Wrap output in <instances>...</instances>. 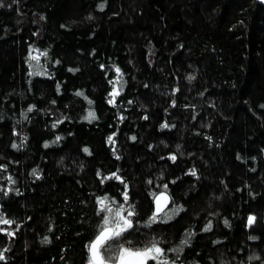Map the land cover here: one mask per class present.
I'll return each instance as SVG.
<instances>
[{"label":"trees","instance_id":"trees-1","mask_svg":"<svg viewBox=\"0 0 264 264\" xmlns=\"http://www.w3.org/2000/svg\"><path fill=\"white\" fill-rule=\"evenodd\" d=\"M113 173L136 215L103 256L156 240L168 264H264V4L0 0V264H88Z\"/></svg>","mask_w":264,"mask_h":264},{"label":"snow or ice","instance_id":"snow-or-ice-1","mask_svg":"<svg viewBox=\"0 0 264 264\" xmlns=\"http://www.w3.org/2000/svg\"><path fill=\"white\" fill-rule=\"evenodd\" d=\"M101 7H103L101 5ZM42 55H46V53H42ZM31 59H37V57H31ZM118 73V79L115 83L120 82L119 73L120 70L116 69ZM110 83H112L110 81ZM76 95L82 96L83 93L77 92ZM112 96V99L109 100V103H114L115 96L119 95V92L116 90V88H113V92L109 94ZM89 104H91V101H89ZM32 108L30 107L28 111H31ZM86 119H95V113L89 112ZM147 119V117H145ZM56 125L54 124L53 127ZM161 127H168L167 124L161 125ZM60 137H57V140H59ZM109 143H113L114 141L112 137H109ZM134 140L135 137H132ZM13 147H16L14 144ZM47 147V144L45 145ZM85 152H88V149H84ZM119 158V157H117ZM169 159L175 161V156H170ZM33 174L35 175V170H33ZM191 175L195 176L196 171L195 169L191 170ZM99 175V174H98ZM115 178L117 180H120L121 183H124V181L116 175V173H113L111 177H105L101 180V183L104 182L106 179H112ZM10 182L14 183V181L11 180V177L8 178ZM149 184L152 183L151 180L148 181ZM167 184L163 185V190L160 193L153 192L151 195L153 196V201L155 205V210L152 212V215L148 218L146 222V226H151L153 223L157 222H166L164 217L161 216V213L164 212V208L167 206V201L169 197L167 196ZM127 184L124 183V191L122 193L124 203L119 204L116 207H113L112 205L116 204V201L112 200L110 201V198L105 195L103 197H97V206H98V212L97 214H103L102 215V224L100 225V229L95 236V238L86 245V248L88 249V264H148V262L154 261L155 264H168V261L166 259H163L165 256V250L159 246V242L156 240H152L149 244H146L143 247H132L131 241L127 242V246L124 243L119 244L118 250L115 253L114 256L111 257H105L103 256L101 249L105 247L106 244H108L109 241L118 240L120 239L124 233L128 232L133 227V221L132 217L136 215L135 208L133 205L128 204L129 201V195L127 191ZM161 201H164L163 205ZM125 205H128L125 207ZM174 212L180 211V209H174ZM165 216L167 214L165 213ZM167 219H171V216H167ZM254 216L248 217V223L251 225L255 221ZM14 221L10 219H6L2 213H0V224L3 225H11ZM227 223V221H225ZM212 227L211 223L205 227V231L210 230ZM0 231H4V229H0ZM8 235H14V233L9 232ZM189 236L191 233L188 234ZM251 239H255V237H250ZM189 241L187 239L182 241V244H187ZM182 249H172L174 252L181 251ZM4 259L3 251H0V260ZM172 264H175V261L172 262Z\"/></svg>","mask_w":264,"mask_h":264},{"label":"water","instance_id":"water-1","mask_svg":"<svg viewBox=\"0 0 264 264\" xmlns=\"http://www.w3.org/2000/svg\"><path fill=\"white\" fill-rule=\"evenodd\" d=\"M257 1H259L262 4H264V0H257ZM167 196L169 197V199L167 201V206L164 208V210H166L169 207V205L171 204V195L168 192H167ZM161 203L163 205L164 201H161Z\"/></svg>","mask_w":264,"mask_h":264}]
</instances>
